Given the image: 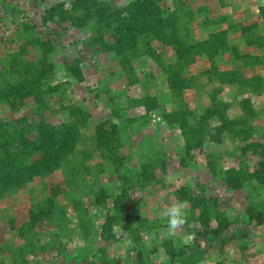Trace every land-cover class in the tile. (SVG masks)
<instances>
[{
  "label": "rangeland",
  "instance_id": "obj_1",
  "mask_svg": "<svg viewBox=\"0 0 264 264\" xmlns=\"http://www.w3.org/2000/svg\"><path fill=\"white\" fill-rule=\"evenodd\" d=\"M0 264H264V0H0Z\"/></svg>",
  "mask_w": 264,
  "mask_h": 264
},
{
  "label": "clouds",
  "instance_id": "obj_2",
  "mask_svg": "<svg viewBox=\"0 0 264 264\" xmlns=\"http://www.w3.org/2000/svg\"><path fill=\"white\" fill-rule=\"evenodd\" d=\"M185 203L174 202L163 210V216L167 220V235L173 236L186 223ZM193 237L189 236L182 240V243H188Z\"/></svg>",
  "mask_w": 264,
  "mask_h": 264
},
{
  "label": "trees",
  "instance_id": "obj_3",
  "mask_svg": "<svg viewBox=\"0 0 264 264\" xmlns=\"http://www.w3.org/2000/svg\"><path fill=\"white\" fill-rule=\"evenodd\" d=\"M79 1H83V0H79ZM85 15H86L85 17L88 16L87 13H86ZM87 18H88V17H87ZM132 19L134 20V18H132ZM72 20H73L74 22L77 21V20L74 19V17L72 18ZM124 21H125V20H124ZM131 22H132V20H131ZM80 25H81V24H80ZM125 27H128L127 22H126V21L123 22V20H121V21H120V24H119V26L116 28L115 32H116L117 34H119V35H122L123 32H126Z\"/></svg>",
  "mask_w": 264,
  "mask_h": 264
}]
</instances>
